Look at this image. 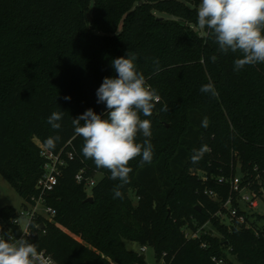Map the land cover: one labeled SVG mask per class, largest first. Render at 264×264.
I'll use <instances>...</instances> for the list:
<instances>
[{
	"label": "trees",
	"instance_id": "1",
	"mask_svg": "<svg viewBox=\"0 0 264 264\" xmlns=\"http://www.w3.org/2000/svg\"><path fill=\"white\" fill-rule=\"evenodd\" d=\"M200 3L0 0V173L25 206L39 195L45 158L38 142L59 135L50 150L74 152L65 155L46 197L56 214L29 223L27 240L59 264H151L127 241L152 246L164 264H264V225L248 218L233 185L239 177L240 189L262 195L264 63L235 70L241 54L221 53L208 30L201 32ZM129 51L160 101L150 117L141 114L152 123L153 160H132L130 182L120 189L122 198H114L120 181L83 156L72 119L89 108L107 111L97 103V89L116 76L111 62ZM209 82L218 96L201 92ZM165 104L169 111H161ZM52 112L64 113L59 130L47 122ZM203 145L210 152L193 163ZM79 172L100 174L97 184L87 189L76 180ZM90 195L93 201L86 200ZM17 216L12 205L0 208V225L20 237ZM206 224L217 233L200 231Z\"/></svg>",
	"mask_w": 264,
	"mask_h": 264
},
{
	"label": "clouds",
	"instance_id": "2",
	"mask_svg": "<svg viewBox=\"0 0 264 264\" xmlns=\"http://www.w3.org/2000/svg\"><path fill=\"white\" fill-rule=\"evenodd\" d=\"M197 17L198 26L208 30L207 35L214 39L221 53L241 54L234 61L235 70L264 63V0H201ZM137 59V54L129 51L126 58L122 56L111 62L116 76L105 77L96 92L97 103L106 105L103 115L89 108L72 119L75 135L83 138V156L91 159L97 168L107 169L111 179L120 181L113 189L114 198H122L120 189L130 182L132 160L140 157L142 163L149 164L153 160L152 123L142 119L141 114L150 117L160 97L137 70ZM216 59L211 57L212 62ZM155 71H160L158 62ZM200 90L212 97L218 96L211 82L202 85ZM161 111H169L167 104ZM63 115V112L51 113L47 122L52 129L61 128L58 121ZM208 126L209 120L205 117L202 127ZM139 136L144 137L143 142H138ZM59 140V135L50 136L45 145L54 149ZM207 152H210L207 145L194 150L192 162L198 163ZM25 237L17 239L11 231L5 233L0 225V264H44L36 244Z\"/></svg>",
	"mask_w": 264,
	"mask_h": 264
},
{
	"label": "built area",
	"instance_id": "3",
	"mask_svg": "<svg viewBox=\"0 0 264 264\" xmlns=\"http://www.w3.org/2000/svg\"><path fill=\"white\" fill-rule=\"evenodd\" d=\"M39 147L41 150V155L45 158V163L43 166V172L38 180L37 183V188L39 190V195L37 197H32L30 201L26 202V205L18 211V216L13 220L14 223L20 224V216H26L28 218V223L27 226L24 229H22V234L20 237H15L17 239L26 236L25 238L28 239V237L31 235V230H30V220L33 217L37 216H44L49 220H52L54 215L56 214V210L47 204L46 202V197L47 195L55 188L58 182V176L60 175L61 172V167L65 165L66 163V157L72 158L74 155V152L72 150H67L65 155L63 154V151L59 152H54L50 149H48L43 143L38 142ZM100 174H95L93 176H84L82 172H79L76 175V180L83 184L87 189L91 190L93 186H95L98 182L97 176ZM240 184V178L236 177L233 180V185L236 190L240 192V198L245 199L250 202L253 206H257V200L254 199L253 197H256L258 194L252 192V199H250L249 194H242V190L239 188ZM44 206L45 207V212L42 213L40 212L39 207ZM21 226V224H20ZM42 224L40 225V227ZM196 236V233L195 235ZM147 249V246H142L140 251L145 252ZM39 251V250H38ZM43 257H44V264H59L51 254L47 253L45 250H40L39 251Z\"/></svg>",
	"mask_w": 264,
	"mask_h": 264
},
{
	"label": "rangeland",
	"instance_id": "4",
	"mask_svg": "<svg viewBox=\"0 0 264 264\" xmlns=\"http://www.w3.org/2000/svg\"><path fill=\"white\" fill-rule=\"evenodd\" d=\"M202 31H203V29H201V32ZM35 140H36V142H38L37 139H35ZM240 174H241L240 168L238 167V175H240ZM99 177H100V175L97 176L98 179H99ZM241 190H242L243 195L247 193L250 195V199H252V191H250L246 188L241 189ZM260 190H262V195L258 194L256 197H253L254 199L257 200V206H253L252 204H250L249 201H247L245 199H241V198L239 199V204H240V207L242 208V210H244L246 212V215L248 216V218L251 221L256 222L259 226H263L264 225V187L261 188ZM254 193H256V192H254ZM131 196H132L134 202L136 203V198L134 197L133 193H131ZM24 203H25L24 198L10 185V183L0 173V208L5 206V205H12V206L16 207L18 211H20L24 207ZM228 207L232 208L230 205H228ZM39 209H40V212H42V213L45 212L44 206H40ZM224 218H225L224 221L230 225L229 218H227L226 216H224ZM27 223H28V218L26 216H20V224H21L22 229L25 230ZM3 231L5 233H7L8 228L6 226H3ZM200 231L207 232V233H212V232L217 233L216 230L213 229L210 224H206L205 226H203ZM196 233L199 234V231H197ZM188 234H189V236H193V235H195V232H192L189 230ZM127 246L129 249H133L136 251H140V249L142 247V245L140 246L138 243L132 242V241H127ZM142 254L144 255L147 263L164 264L163 259H161L160 261H158L156 259L155 251H154V248L152 246L147 245L146 251L142 252ZM229 256L236 263H238L236 261V258L234 255L231 254Z\"/></svg>",
	"mask_w": 264,
	"mask_h": 264
},
{
	"label": "water",
	"instance_id": "5",
	"mask_svg": "<svg viewBox=\"0 0 264 264\" xmlns=\"http://www.w3.org/2000/svg\"><path fill=\"white\" fill-rule=\"evenodd\" d=\"M88 19H89L90 21H92V17H91L90 14H88ZM86 200H87V201H93V196H92V195L88 196ZM42 226H43V224H42Z\"/></svg>",
	"mask_w": 264,
	"mask_h": 264
}]
</instances>
